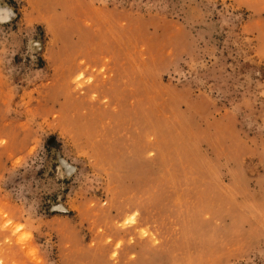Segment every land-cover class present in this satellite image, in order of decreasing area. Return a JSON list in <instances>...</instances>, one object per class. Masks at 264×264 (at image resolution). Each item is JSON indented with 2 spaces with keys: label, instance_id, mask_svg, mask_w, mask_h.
I'll list each match as a JSON object with an SVG mask.
<instances>
[{
  "label": "rangeland",
  "instance_id": "obj_1",
  "mask_svg": "<svg viewBox=\"0 0 264 264\" xmlns=\"http://www.w3.org/2000/svg\"><path fill=\"white\" fill-rule=\"evenodd\" d=\"M0 206L44 264H264V0H0Z\"/></svg>",
  "mask_w": 264,
  "mask_h": 264
},
{
  "label": "clouds",
  "instance_id": "obj_2",
  "mask_svg": "<svg viewBox=\"0 0 264 264\" xmlns=\"http://www.w3.org/2000/svg\"><path fill=\"white\" fill-rule=\"evenodd\" d=\"M8 10L11 12L10 8ZM0 233L3 234L0 236V249L9 244L19 245L26 254L27 264H44L39 249L29 247L34 239V230H30L26 222L17 221L3 206H0ZM0 264H6V262L0 259Z\"/></svg>",
  "mask_w": 264,
  "mask_h": 264
}]
</instances>
